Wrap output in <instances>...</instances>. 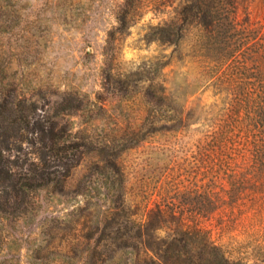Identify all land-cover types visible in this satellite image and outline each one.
Returning <instances> with one entry per match:
<instances>
[{
    "label": "rangeland",
    "instance_id": "374dc122",
    "mask_svg": "<svg viewBox=\"0 0 264 264\" xmlns=\"http://www.w3.org/2000/svg\"><path fill=\"white\" fill-rule=\"evenodd\" d=\"M185 1L0 0V108L45 123L46 137L55 123L66 139L91 143L81 164L61 177L62 192L40 191L24 214L0 217V264H133L130 254L112 262L115 244L99 238L102 207L112 196L106 189L111 181L98 172L116 157L126 172L123 198L143 205L144 218L152 210L160 218V208H177L176 218L153 235L156 243L183 240L177 244L188 264L215 260L212 247L230 264H264V180L235 200L228 182L231 175L255 180L249 143L255 135L237 134L226 169L217 167L223 162L218 154L209 158L213 170L206 168L199 138L207 131L214 135L232 109L221 105L196 65L173 57L174 46L151 40L153 27L174 18ZM237 3L240 19L249 16L264 25V0ZM151 75L183 98L195 92L188 98L193 124L186 132L162 130L161 114L155 134L143 131L139 139L130 134L148 115L143 96ZM32 128L7 130L6 138L25 142L12 162L40 163L38 147L29 142L41 134ZM79 189L84 196H76ZM206 190L217 196L218 208L201 217L196 204Z\"/></svg>",
    "mask_w": 264,
    "mask_h": 264
},
{
    "label": "trees",
    "instance_id": "16d2710c",
    "mask_svg": "<svg viewBox=\"0 0 264 264\" xmlns=\"http://www.w3.org/2000/svg\"><path fill=\"white\" fill-rule=\"evenodd\" d=\"M151 40L174 46L173 57L177 55L180 61L196 65L199 77L207 87H212L216 97H220L221 105H228L232 109L231 115L218 123L214 135H208L210 132L207 131L199 138L197 150L205 167L213 170L214 165L209 158L218 154L223 162L215 165L219 170L226 169L230 164L229 154L232 146H235L237 134L242 132L248 138H252L254 134V139L249 143L255 180L231 175L228 182L235 190L231 194L234 200L244 190L258 189V183L264 180V25L253 22L249 16L240 19L237 0H186L176 10L174 18L153 27ZM170 64L168 61L162 67ZM145 83L147 87L143 97L148 105V115L143 124L130 134L137 139L143 131L155 134L161 114L164 117L162 121L166 122L161 127L162 130L169 134L186 132L193 124L190 119L192 110L187 109L188 98L195 92L187 93L183 98L170 90L164 82L161 83L160 78L155 75L148 77ZM203 87L205 86L199 90ZM31 119L23 111L13 112L0 108L2 218L24 214L26 210L23 207L30 204L40 191L52 190L56 194L62 192L65 180L61 177L68 178L72 170L83 161L84 149L91 147V143L82 138L71 141L62 135L64 131L56 133L55 123L49 125L51 136L46 137L45 123H33ZM31 127L34 133L41 134V137H35L29 142L30 147H38L34 154L38 155L40 163L19 165L18 162H12L11 158H17L23 153L25 142L6 138L7 130L13 128L16 133H23ZM242 128L244 132L241 131ZM159 129H156L157 132ZM13 151L16 154H12ZM105 166L106 170L98 174L111 181V186L106 189L111 192L112 199L108 207H102V219L98 228L102 227L99 237L102 241L115 244V258H111V261L116 263L121 255L130 254L133 264H188L181 259L182 251L177 244L183 240L161 244L156 243L154 238L170 218H176L177 208L174 205L167 207V210L160 208V218H154L152 210L144 218L139 211L140 208H145L143 205L135 207L123 198L127 190V178L125 179L126 172L120 157H116L115 161L108 159ZM60 168L65 169L63 174L59 171ZM76 196H84L83 189H79ZM217 204L218 198L214 193L201 191L196 213L201 217L209 216L218 208ZM211 250L215 254V260L202 258L203 263L199 264H230L219 248L212 247Z\"/></svg>",
    "mask_w": 264,
    "mask_h": 264
}]
</instances>
